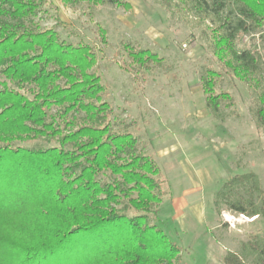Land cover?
Segmentation results:
<instances>
[{"label": "trees", "instance_id": "obj_1", "mask_svg": "<svg viewBox=\"0 0 264 264\" xmlns=\"http://www.w3.org/2000/svg\"><path fill=\"white\" fill-rule=\"evenodd\" d=\"M226 2H213L218 15L227 10L216 45L230 54L226 65L233 74L247 80L258 59L234 41L239 32L262 26L264 0ZM45 3L0 0V264H172L181 248L157 223L171 194L169 180L125 120L116 127L106 85L93 70L96 48L73 44L35 20ZM100 33L106 40V30ZM126 47L143 70L162 60L148 49ZM217 75L208 69L202 80L214 112L221 100L232 105L228 92H214ZM259 101L264 126V93ZM240 185L249 186L248 197L233 195ZM220 197L237 212L264 216V189L254 172L230 176L217 207ZM33 224L57 229L37 243L20 239ZM253 246L259 250L257 238ZM225 264H264V257L247 263L229 251Z\"/></svg>", "mask_w": 264, "mask_h": 264}, {"label": "rangeland", "instance_id": "obj_2", "mask_svg": "<svg viewBox=\"0 0 264 264\" xmlns=\"http://www.w3.org/2000/svg\"><path fill=\"white\" fill-rule=\"evenodd\" d=\"M100 1L46 0L35 20L73 44L85 41L96 48L93 70L106 85L116 127L126 124L169 180L171 194L161 204L157 223L181 248L172 264H225L229 251L256 263L264 257V216L237 212L222 197L217 207L215 199L236 174L256 173L264 189V126L257 116L264 93V22L239 32L234 41L237 50H249L258 59V70L245 80L226 65L230 54L217 48L227 14L226 9L220 15L214 11L217 0L204 7L191 0ZM127 44L162 60L143 70ZM208 69L218 73L214 92L232 98V105L221 100L218 112L203 90ZM233 191L248 197L251 189L240 185ZM56 229L33 224L20 239L37 243ZM256 238L259 250L253 246Z\"/></svg>", "mask_w": 264, "mask_h": 264}]
</instances>
